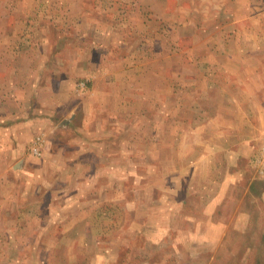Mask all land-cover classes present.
Masks as SVG:
<instances>
[{"label": "rangeland", "instance_id": "374dc122", "mask_svg": "<svg viewBox=\"0 0 264 264\" xmlns=\"http://www.w3.org/2000/svg\"><path fill=\"white\" fill-rule=\"evenodd\" d=\"M236 155L258 196L264 0H0V264H264L148 234Z\"/></svg>", "mask_w": 264, "mask_h": 264}, {"label": "crops", "instance_id": "0c3cea01", "mask_svg": "<svg viewBox=\"0 0 264 264\" xmlns=\"http://www.w3.org/2000/svg\"><path fill=\"white\" fill-rule=\"evenodd\" d=\"M198 144L199 147H205L204 144ZM179 146L180 143L177 147ZM216 159L217 161L212 162L215 172L207 179L195 178L193 174L191 177H178L172 174L171 178L178 177L181 182H188L191 186L185 189L183 198H180L177 192L169 196L170 203L165 202L162 205L163 220L154 218L158 216H152L150 219L152 225L159 221L156 224L157 231H148V234L155 237L153 240H167V235H172V244L176 246L173 250L172 262L178 257L189 260L188 255L191 249L189 246L204 252L202 257L205 259L249 260L254 252L253 246L258 243V240L264 242V231L261 238L257 239L254 230L255 226H258L255 220L254 202H248L246 205L243 203L244 195H254L264 200V187L258 196L253 190L254 184L260 179H251V173H245L239 168L238 155L233 157V162H228L229 164L224 160L221 161L218 156ZM187 162L190 163V160L188 159ZM196 179L206 181L205 188H192ZM250 179L249 188L247 187L246 191L245 188L240 191L243 181L249 182ZM203 186L204 184H201V187ZM230 186L231 196L228 191ZM151 208L153 210L154 207L151 206ZM185 225L188 226L186 229ZM245 244L248 245L249 250L241 254L239 251ZM182 252L186 254L182 255Z\"/></svg>", "mask_w": 264, "mask_h": 264}]
</instances>
